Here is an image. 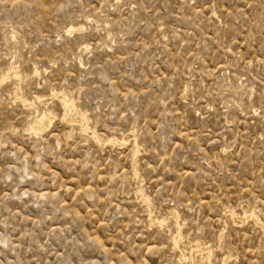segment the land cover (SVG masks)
Wrapping results in <instances>:
<instances>
[{"label": "rangeland", "instance_id": "rangeland-1", "mask_svg": "<svg viewBox=\"0 0 264 264\" xmlns=\"http://www.w3.org/2000/svg\"><path fill=\"white\" fill-rule=\"evenodd\" d=\"M0 264H264V0H0Z\"/></svg>", "mask_w": 264, "mask_h": 264}, {"label": "bare ground", "instance_id": "bare-ground-1", "mask_svg": "<svg viewBox=\"0 0 264 264\" xmlns=\"http://www.w3.org/2000/svg\"><path fill=\"white\" fill-rule=\"evenodd\" d=\"M76 30H78V31H81V30H83V27L82 26H80V27H75L74 25H71L70 27H69V29L67 30L68 32H73V31H76ZM85 48H86V46H85ZM87 49V48H86ZM8 68H10V67H8ZM38 71V70H37ZM36 73V72H35ZM38 98V97H37ZM68 99V98H67ZM27 103V102H26ZM67 103V102H66ZM28 104H30V103H28ZM75 104L73 103V106H74ZM34 106V105H33ZM67 107V106H66ZM31 108V107H30ZM36 109V108H35ZM34 109V110H35ZM75 110V109H74ZM48 111V110H47ZM71 111V110H70ZM50 112V111H49ZM38 113H39V111H38ZM37 113V114H38ZM36 114V115H37ZM40 114V113H39ZM45 116H46V118L48 117L46 114H44ZM51 115V114H50ZM45 116H43V118L45 117ZM54 117H55V115H54ZM35 118V117H34ZM77 118H78V116H77ZM76 118V119H77ZM50 118H48L47 120H49ZM51 119H53V118H51ZM65 119V118H64ZM46 119H45V121H47ZM75 120V119H74ZM76 121V120H75ZM74 121V122H75ZM77 121H79V120H77ZM83 123V122H82ZM81 125V124H80ZM31 126H32V124H31ZM30 126V127H31ZM82 128V127H81ZM92 128V127H91ZM32 130V129H31ZM85 130V129H84ZM33 131H34V129H33ZM88 131V130H87ZM95 131V130H94ZM38 132V131H37ZM36 131H35V133H37ZM89 132V131H88ZM92 132V131H91ZM94 135V134H93ZM97 138V137H96ZM94 139V138H93ZM137 140V139H136ZM112 141V140H111ZM99 142V141H98ZM103 142V141H102ZM135 143H136V141H135ZM138 151V150H137ZM137 154V153H136ZM135 154V155H136ZM134 155V157H136ZM137 173V172H136ZM147 197V196H146ZM235 212V211H234ZM245 212V211H244ZM255 213H256V211H255ZM237 214V213H236ZM229 216H230V214H229ZM237 216V215H236ZM238 217V216H237ZM258 217V216H257ZM231 219H233L232 218V216H231ZM163 221V220H162ZM261 221V220H260ZM160 222V221H159ZM164 222V221H163ZM259 223H261V222H259ZM180 233V232H179ZM176 237V236H175ZM175 244V243H174ZM201 244V243H200ZM178 246V245H177ZM204 247V246H203ZM206 247H208V246H206ZM198 249V248H197ZM202 249V248H201ZM204 249V248H203ZM208 252V251H207ZM212 252V251H211ZM212 255V254H211ZM226 259V258H225Z\"/></svg>", "mask_w": 264, "mask_h": 264}]
</instances>
